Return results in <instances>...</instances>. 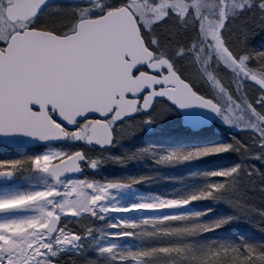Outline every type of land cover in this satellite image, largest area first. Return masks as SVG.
<instances>
[{"label":"snow or ice","instance_id":"snow-or-ice-1","mask_svg":"<svg viewBox=\"0 0 264 264\" xmlns=\"http://www.w3.org/2000/svg\"><path fill=\"white\" fill-rule=\"evenodd\" d=\"M258 29L264 0H0V136L82 145L0 159V180L27 179L28 171L50 178L45 187L0 192V200L47 199L46 208L31 200L0 209V264H264V242L194 245L189 237L232 219L200 222L202 212L161 214L166 226L156 231L119 219L107 225L118 231L101 233L154 238L135 249L99 238L89 243L99 231L94 220L110 212L211 199L264 218L255 203L264 201V170L250 163L264 162V49L249 46ZM161 105L202 106L247 134L171 150L156 157L159 163L229 152L240 162L208 172L217 179L187 197H167L182 201L176 207L110 203L131 183L81 173L104 162V149L162 118ZM137 114L143 119H133ZM44 158L51 168L36 166ZM18 227L26 230L12 231ZM90 248L95 256L87 255Z\"/></svg>","mask_w":264,"mask_h":264},{"label":"rangeland","instance_id":"rangeland-1","mask_svg":"<svg viewBox=\"0 0 264 264\" xmlns=\"http://www.w3.org/2000/svg\"><path fill=\"white\" fill-rule=\"evenodd\" d=\"M249 46L255 49H264V29H258L254 35L249 37ZM165 110L162 118L152 121L151 129L145 128L143 123L134 132L125 135L119 142L113 144L108 150H103L106 155L104 162L95 171L85 169L83 175H88L100 180H121L129 181L130 186L115 190L113 200L120 206L135 205L137 208L146 209L148 207H176L177 203L182 201L167 200V197L184 198L189 194L197 192L204 187L211 179L206 174L217 168L231 166L239 163L241 158L235 152L212 154L202 158H195L186 161H172L159 163L157 156L165 154L171 150H191L204 146H211L222 143H230L234 137L235 130H242L235 125H229L219 117L217 123L192 136L190 130L181 125V116L174 107L171 110ZM144 114H137L133 119L142 120ZM222 133L225 139L215 142L213 138L216 134ZM76 147L79 144L72 145L70 142L60 144H50L46 146L32 147L26 149H12L0 147V159L20 158L31 155H37L57 147ZM93 155L97 149H89ZM119 157L120 159H117ZM37 167L47 169L52 165V160L44 158L37 160ZM250 163L258 165L263 164L260 160H252ZM23 177L15 178L11 183L0 185V192L5 188L29 189L45 187L50 178L45 172H25ZM136 180L139 182L135 183ZM31 200L40 201V207H47L46 196L33 195L32 197H23L17 199L0 200V209L12 208L15 203H27ZM258 207L264 208V201H255ZM74 211V209H69ZM178 211L181 216L188 217L195 212H202L204 215L198 217L200 222H214L224 217H232L227 223L211 231L203 232L199 235L189 237L194 245L208 244L209 242H264V218L257 214H247L236 210L232 205L223 200H197L191 201L188 205L179 209L163 210H131L128 212H110L103 219L94 220L99 231L93 233L91 239L99 238L100 244L116 243L121 249L138 248L142 245L153 243L154 238L146 236L121 237L118 239L102 238L101 233L115 232L119 229L107 227L112 223H117L119 219L128 223H136L141 228H148L152 231L162 229L166 225L161 222L160 215L169 212ZM23 214V213H21ZM191 223V221H186ZM24 227L14 228L13 231L23 232ZM99 247V244L96 245ZM88 256H95L94 248L87 250ZM105 264H110L106 260Z\"/></svg>","mask_w":264,"mask_h":264},{"label":"water","instance_id":"water-1","mask_svg":"<svg viewBox=\"0 0 264 264\" xmlns=\"http://www.w3.org/2000/svg\"><path fill=\"white\" fill-rule=\"evenodd\" d=\"M61 0H49V3L53 4L54 2ZM173 106L177 112L181 116V125L184 128L190 129L192 132H199L205 128H209L215 124L219 115L213 112L210 109H206L202 106H193L191 108L181 109L175 105ZM146 129H151V122L145 123ZM60 142H41L35 138L27 137V136H0V146H6L14 149L28 148V147H38V146H46L50 144H59ZM112 146L107 147L106 149H110ZM105 150V149H104ZM53 166L50 165L47 169ZM93 170V169H91ZM82 174V173H81ZM46 176H48L45 173ZM49 177V176H48ZM13 180H0V185L8 184Z\"/></svg>","mask_w":264,"mask_h":264},{"label":"trees","instance_id":"trees-1","mask_svg":"<svg viewBox=\"0 0 264 264\" xmlns=\"http://www.w3.org/2000/svg\"><path fill=\"white\" fill-rule=\"evenodd\" d=\"M234 132L237 135L236 138H241V139H243L245 137V135L247 134L245 130H235ZM197 134H199V133L191 134V135L192 136H198ZM213 138H215L214 139L215 142H218V141H221V139L222 140L225 139V136L222 133H218ZM258 168H260L261 170H264V163L258 165Z\"/></svg>","mask_w":264,"mask_h":264},{"label":"bare ground","instance_id":"bare-ground-1","mask_svg":"<svg viewBox=\"0 0 264 264\" xmlns=\"http://www.w3.org/2000/svg\"><path fill=\"white\" fill-rule=\"evenodd\" d=\"M26 203H27L26 201H24L23 203H15L13 207H18V206H21V205L26 204ZM12 231H13V229H12Z\"/></svg>","mask_w":264,"mask_h":264},{"label":"flooded vegetation","instance_id":"flooded-vegetation-1","mask_svg":"<svg viewBox=\"0 0 264 264\" xmlns=\"http://www.w3.org/2000/svg\"><path fill=\"white\" fill-rule=\"evenodd\" d=\"M57 3H59V2H57ZM142 116H143V115H142ZM89 170L92 171V172L95 171V169H94V170L89 169ZM83 174H84V172H83ZM83 174H82V175H83Z\"/></svg>","mask_w":264,"mask_h":264}]
</instances>
